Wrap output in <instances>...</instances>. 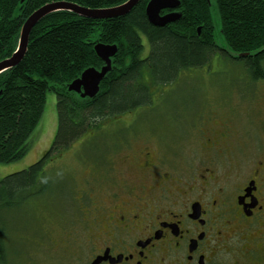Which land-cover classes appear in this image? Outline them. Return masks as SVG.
I'll use <instances>...</instances> for the list:
<instances>
[{
  "label": "trees",
  "instance_id": "1",
  "mask_svg": "<svg viewBox=\"0 0 264 264\" xmlns=\"http://www.w3.org/2000/svg\"><path fill=\"white\" fill-rule=\"evenodd\" d=\"M59 1L103 9L126 0H25L22 4L0 0V62L16 50L25 20L40 7ZM148 1L139 0L127 15L111 20L50 14L32 29L21 62L0 75V164L25 156L48 92L56 96L57 115L50 148L27 169L0 180V264H6L12 253L7 242L11 229L3 221V212L13 207L28 211L21 226L29 228V200L44 198L47 191L57 201L67 196L63 185L70 180L53 189L45 179V167L53 156L85 139L98 143L101 130L110 127L106 125L151 106L154 90L159 93L160 87L179 81L183 72L207 67L213 59L242 67L244 79L252 83L264 79V0H178L180 18L163 27L149 23ZM142 38L149 48L145 57ZM95 40L116 44L118 51L99 93L81 99L69 93L67 85L85 69L102 66L92 51ZM223 48L248 55L231 57ZM251 88L248 83L246 89Z\"/></svg>",
  "mask_w": 264,
  "mask_h": 264
},
{
  "label": "flooded vegetation",
  "instance_id": "2",
  "mask_svg": "<svg viewBox=\"0 0 264 264\" xmlns=\"http://www.w3.org/2000/svg\"><path fill=\"white\" fill-rule=\"evenodd\" d=\"M142 129L109 127L77 145L91 175L79 182L73 254L55 264H264L263 145L229 142L223 124L204 137L202 163L182 154L174 165L159 144L128 143ZM260 129L264 138V120Z\"/></svg>",
  "mask_w": 264,
  "mask_h": 264
},
{
  "label": "rangeland",
  "instance_id": "3",
  "mask_svg": "<svg viewBox=\"0 0 264 264\" xmlns=\"http://www.w3.org/2000/svg\"><path fill=\"white\" fill-rule=\"evenodd\" d=\"M142 42V57H145L149 48L144 38ZM245 74L242 67L232 62L213 59L207 67L183 72L179 81L171 84L175 85L172 88L171 85L169 88L160 87L157 94V90H154L151 106L128 113L106 126L145 128L139 134L132 135L128 143L134 147L143 143L152 146L159 144V148L167 157L174 152L170 156L174 165L182 154L192 161L195 160L196 164L202 163L205 159L202 148L204 137L213 129L221 130L223 124L232 130L229 142L243 143L245 150L255 145L264 147L260 129L261 121L264 120V79L252 83L249 79H244ZM248 83L252 85L250 90L246 89ZM160 94L165 97L160 98ZM55 104V94L48 92L41 121L30 138L27 153L18 161L0 164V180L27 169L50 148L57 129ZM133 118H136L135 125L132 124ZM146 129H160L162 135H145ZM248 135L252 139L248 137V141L242 140ZM89 140L86 139L84 143ZM102 141V138L98 139V142ZM77 145L78 142L57 158L53 156L45 167V179L53 189L58 186V182L66 184L63 180H70L66 197L57 201L46 192L49 198L40 196L33 202L32 199L29 200V228L23 229L21 226L22 220L28 216V211L13 207L3 212V221L11 229L7 242L12 252L11 257L14 256L8 264H55L66 255L73 254L71 251L75 247L74 240L78 229V213L75 209L76 199L80 194L79 182L83 176L91 175L90 163L79 160ZM172 147H175V150ZM183 174L188 176L186 172ZM55 176L58 181H55ZM64 205H68L67 208ZM58 207L63 209L62 214H58L54 209Z\"/></svg>",
  "mask_w": 264,
  "mask_h": 264
},
{
  "label": "water",
  "instance_id": "4",
  "mask_svg": "<svg viewBox=\"0 0 264 264\" xmlns=\"http://www.w3.org/2000/svg\"><path fill=\"white\" fill-rule=\"evenodd\" d=\"M25 0H20L22 4ZM139 0H126L125 2L103 9H88L69 2H53L40 7L33 12L23 23L18 33L16 50L10 58L0 62V75L17 66L27 50L29 35L32 29L46 16L57 12H68L81 18L90 20H111L127 15ZM178 0H149L145 7L149 23L156 27H163L180 18L177 12ZM168 11L167 13H163ZM199 32V28H198ZM92 51L97 59L103 63L99 69L89 67L79 77L67 85V91L81 99H92L100 90V83L112 69V59L116 56L118 48L115 44H103L98 40L93 41ZM224 52L231 57H245L248 54H235L227 48Z\"/></svg>",
  "mask_w": 264,
  "mask_h": 264
}]
</instances>
